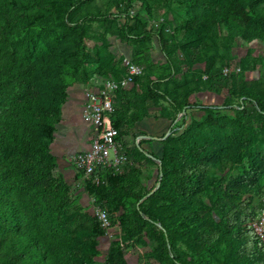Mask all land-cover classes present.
<instances>
[{"label": "trees", "instance_id": "trees-1", "mask_svg": "<svg viewBox=\"0 0 264 264\" xmlns=\"http://www.w3.org/2000/svg\"><path fill=\"white\" fill-rule=\"evenodd\" d=\"M137 1L146 3L145 14L152 12L147 0H107L104 9L98 0H0V264H94L99 254L105 230L80 211L70 185L54 175L51 152L68 87L96 74L126 75L104 63L92 74L81 69L94 21L108 23L109 58L116 55L109 36H116L144 67L132 87L116 92L111 123L118 139L144 117L159 114L173 124L183 113L182 126L170 128L166 138L146 139L160 144L161 153L135 146L133 157L160 161V185L150 196L142 200L147 193L135 190L130 172L104 171L99 183L89 182L90 192L112 211L123 208L118 221L124 236L111 243L106 264H128L123 243L143 229L164 264H264V242L250 225L264 204V151L247 153L264 130V89L258 81L239 85L205 55L206 37L221 26L247 43H264V0H177L187 18L170 37L148 30L143 13L130 14ZM181 33L188 40L178 44ZM154 38L164 56L159 66L150 54ZM182 63H205V69L191 78ZM224 89L241 104L190 100L196 92ZM226 107H238V116L218 113ZM196 110L206 116L189 123ZM226 129L232 134H223ZM234 166L242 170L227 183L216 176ZM206 199L218 221L206 211ZM181 243L184 256L177 253Z\"/></svg>", "mask_w": 264, "mask_h": 264}, {"label": "rangeland", "instance_id": "rangeland-1", "mask_svg": "<svg viewBox=\"0 0 264 264\" xmlns=\"http://www.w3.org/2000/svg\"><path fill=\"white\" fill-rule=\"evenodd\" d=\"M107 0H98L100 7L104 9ZM145 4L135 2L133 9L130 14L143 13L146 16L147 29L152 30L154 33L162 31L165 36L176 35L174 32L176 27L187 18L185 13V8L177 0H147L152 8L150 14H145ZM123 22V20H119ZM108 23L91 22L87 29L91 32V38L86 39V58L82 64L81 69L88 74L95 73L98 69V65L104 63L108 65L107 68H112L116 66L119 71L127 73V67L125 65V57L121 53H117L114 59L109 58L107 55L106 45V30ZM188 40V38L183 34H177L176 41L178 44ZM157 39H153L152 43V56L155 58L156 65L159 66L163 64L164 58L161 56L160 46L157 43ZM206 57L213 60L214 65L220 66L223 75L236 77L238 84L241 85L242 82H253L258 81L262 83L264 89V43L259 40H254L247 43L242 37L238 35H232L228 32L227 28L224 26L220 27V30L216 34L206 37ZM116 44V42H114ZM116 46V45H115ZM106 49V50H105ZM98 51V54L96 52ZM108 52L109 48H108ZM181 53V52H180ZM182 59V54H179ZM123 57V58H122ZM161 58V59H158ZM182 69L184 73H187L189 77H193L194 72L199 69H205V63H196L189 66L188 64L182 63ZM82 73L80 72V76ZM144 74L138 75L143 77ZM182 74H179L177 78H180ZM136 77V76H135ZM204 79L207 78V74L202 75ZM123 78V77H122ZM106 79H120L115 78L113 75L109 74L106 77H102V80L98 83L99 86ZM135 79V78H134ZM122 87H119L116 92ZM116 99V97H115ZM192 102H198L202 104H212V105H225L226 100H230L236 106L241 104V99L235 95H231L228 89H224L220 93L216 92H205L203 91L193 93L190 96ZM161 105H164L161 103ZM244 106L250 108L252 104L250 100L244 102ZM116 107V102H115ZM242 107V106H241ZM238 107H226L223 110L218 111L219 114H224L229 118H236L238 116ZM160 109L155 108L153 112H159ZM192 117L189 118L190 123L192 119L195 121L202 120L206 116L204 110H196L191 113ZM183 113L179 114L177 119L173 124L170 123L169 127H164L159 132V137L170 131V128L176 129L182 126ZM192 118V119H191ZM112 122V114L109 116ZM174 131V130H173ZM145 131L140 129H135V126L128 131H125L121 136L120 141L124 147V150L129 156V162L125 168L121 169L118 173L130 172L134 175L136 183L135 190L142 194H146L142 200L150 196L152 190L156 189L158 182L160 181L159 176V165L158 160H148L142 157L135 158L132 156L135 146L139 145L148 152L155 151L156 153H161V147L158 143H150L146 139L139 137V135L146 134ZM223 134H232L231 129H226ZM153 144H156L153 145ZM257 150L264 151V130H259L256 138L251 142L247 153L256 152ZM246 153V154H247ZM72 159V158H71ZM70 159V164L68 166H63L70 168L71 170L67 172L63 171V167H60L57 162V167L54 170V175L66 181L71 187L72 200H74L77 206L80 208L82 213H85L91 218L92 221H96L101 224L97 217L96 211L99 208L105 209L110 213V225L101 227L105 230V234L98 237V250L99 254L94 258V264H106V258L110 250L111 243L115 240H120L124 236V230L121 228L118 218L123 212V208L119 211H112L108 206L106 200H101L96 194L90 192L88 178H85L80 174L74 167L73 160ZM57 161V160H56ZM246 161V160H245ZM242 170V166H234L227 169L224 172H217L216 176L218 178H223L226 183L227 181L239 174ZM92 182V181H91ZM93 183V182H92ZM141 200V201H142ZM264 201V199H263ZM157 202L161 204V200L157 199ZM129 204L133 205L134 201H129ZM204 205L207 207L206 211H210L216 221L219 220V215L206 199ZM264 213V204L262 210L258 212L252 219L250 225L255 232V225L259 219V216ZM157 243L152 240L147 232L143 229L138 232V234L127 242L123 243V251L128 264H164L159 262L153 255L155 249L157 248ZM180 251L177 252L178 255L184 256L187 254V247L184 243L179 245Z\"/></svg>", "mask_w": 264, "mask_h": 264}, {"label": "built area", "instance_id": "built-area-1", "mask_svg": "<svg viewBox=\"0 0 264 264\" xmlns=\"http://www.w3.org/2000/svg\"><path fill=\"white\" fill-rule=\"evenodd\" d=\"M125 65L127 73L123 78L106 79L101 86L98 85L87 92L84 116L92 127V141L89 148L76 152L72 160L82 176L96 183L101 181L102 172L118 173L129 162V156L118 139V127L111 123L109 116L115 111V91L133 82L135 76L143 73L144 67L132 58H125ZM96 214L104 227L110 225L106 210L99 208ZM255 233L264 242V213L259 216Z\"/></svg>", "mask_w": 264, "mask_h": 264}, {"label": "crops", "instance_id": "crops-1", "mask_svg": "<svg viewBox=\"0 0 264 264\" xmlns=\"http://www.w3.org/2000/svg\"><path fill=\"white\" fill-rule=\"evenodd\" d=\"M109 39L112 44L111 50L113 53L117 54L119 52L123 54L125 58H132L131 46L116 36H109ZM114 42H116V44H114ZM161 55V57L164 58L163 53ZM152 58L155 61L153 56ZM101 80L102 76L96 74L89 81L74 83L67 89L68 97L62 107V119L57 124L55 139L51 144V152L53 156L56 157L60 167L68 166L70 164V159L76 152L87 149L91 145L93 136L92 127L86 116H84V106L87 100V92L98 86V83ZM133 84L134 82L129 83L126 87H124V89L132 87ZM205 92L208 91H203V93ZM170 123L171 120L158 114L157 117H144L142 120L137 122L135 129L137 128L145 131L144 133L146 134H141L139 137L145 135L159 137V132L164 127H169ZM144 138L145 137H143V139ZM153 145L156 146V144ZM65 170L69 172L71 169L63 167V171Z\"/></svg>", "mask_w": 264, "mask_h": 264}, {"label": "water", "instance_id": "water-1", "mask_svg": "<svg viewBox=\"0 0 264 264\" xmlns=\"http://www.w3.org/2000/svg\"><path fill=\"white\" fill-rule=\"evenodd\" d=\"M170 134V131H168V132H166V134L162 137V138H166L168 135ZM140 137H145V138H151V137H153V138H160V137H156V136H149V135H145V136H140ZM160 185V182H158V185H157V187ZM156 187V188H157ZM155 190V189H154ZM154 190H152L150 193H152Z\"/></svg>", "mask_w": 264, "mask_h": 264}]
</instances>
